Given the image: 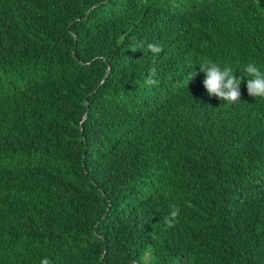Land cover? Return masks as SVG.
Returning a JSON list of instances; mask_svg holds the SVG:
<instances>
[{
	"label": "trees",
	"instance_id": "obj_1",
	"mask_svg": "<svg viewBox=\"0 0 264 264\" xmlns=\"http://www.w3.org/2000/svg\"><path fill=\"white\" fill-rule=\"evenodd\" d=\"M251 62L264 0H0V264H264Z\"/></svg>",
	"mask_w": 264,
	"mask_h": 264
},
{
	"label": "clouds",
	"instance_id": "obj_2",
	"mask_svg": "<svg viewBox=\"0 0 264 264\" xmlns=\"http://www.w3.org/2000/svg\"><path fill=\"white\" fill-rule=\"evenodd\" d=\"M147 49L153 55H158L162 51V48L157 44H148ZM199 69L205 75L203 86L209 96L217 97L229 104L240 101L242 79L234 75V71L231 67L225 66L221 68V66L215 62L205 61L199 66ZM244 70L248 76L251 77L247 79L246 83L248 95L253 98L264 100V71H261L254 62L248 63ZM150 71L154 77L156 69L153 67ZM194 75H196V73L192 74V76ZM147 83L156 84L157 81L155 79H150ZM170 207V216L165 218V223L167 227L172 228L178 222L177 218L180 213V208L175 204ZM40 264H50V261L48 258H44L41 260Z\"/></svg>",
	"mask_w": 264,
	"mask_h": 264
}]
</instances>
